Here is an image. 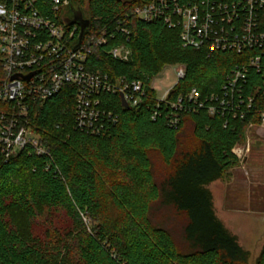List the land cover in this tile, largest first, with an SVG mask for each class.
Returning <instances> with one entry per match:
<instances>
[{
	"label": "trees",
	"instance_id": "16d2710c",
	"mask_svg": "<svg viewBox=\"0 0 264 264\" xmlns=\"http://www.w3.org/2000/svg\"><path fill=\"white\" fill-rule=\"evenodd\" d=\"M50 1L35 0L37 9L50 13ZM73 1L91 22L84 41L100 31L109 39L115 34L106 46L92 48L87 70L141 80L147 96L139 107L125 110L119 95H102V107L118 114L119 122L101 136L76 128L73 86L34 106L30 125L50 156L24 151L5 163L0 153V264H249L250 253L217 215L212 186L239 166L233 150L245 140L250 124H260L259 116H210L204 110L181 114L173 126L166 108L152 119L156 93L149 86L166 67L179 65L186 75L172 89L171 101L192 89L202 97L218 94L238 57L186 48L179 29L139 20L134 10L148 0ZM119 28L130 35L118 33ZM117 45L131 49L128 61L109 56ZM4 80L0 57V88ZM259 84L251 73L242 87L244 96ZM263 107L264 101L257 110ZM188 123L197 142L190 150L180 139ZM153 153L172 169L161 183ZM158 206L185 217L182 246L154 223ZM13 209L30 219L40 211L65 213L73 228L50 229L43 243L28 240L10 225ZM255 264H264V246Z\"/></svg>",
	"mask_w": 264,
	"mask_h": 264
},
{
	"label": "built area",
	"instance_id": "2783aa9c",
	"mask_svg": "<svg viewBox=\"0 0 264 264\" xmlns=\"http://www.w3.org/2000/svg\"><path fill=\"white\" fill-rule=\"evenodd\" d=\"M50 4L47 13L37 9L35 0L0 2V57L5 75L0 88V153L5 163L24 151L50 156L32 129L30 116L37 103L57 96L67 86L76 88V128L93 136L109 133L119 122L118 114L102 107V95H123L130 109L139 107L147 96L141 80L113 79L87 70L92 48L106 46L115 34L109 39L106 31H100L74 50L79 27L66 23L70 1L51 0ZM134 15L179 29L186 48L204 50L208 55L235 54L239 59L218 94L202 97L192 89L171 101L174 87L161 96L152 80L149 86L156 93L152 119L166 108L172 115L171 125L178 126L181 114L205 110L210 116L241 119L257 114L264 125V107L257 110L258 103L264 101V0H148L135 8ZM118 33L130 35L125 28H119ZM108 54L123 62L131 58L132 51L117 45ZM251 73L257 74L260 84L244 96L242 87ZM185 75L183 66L176 69V84ZM233 153L238 156L235 150Z\"/></svg>",
	"mask_w": 264,
	"mask_h": 264
},
{
	"label": "rangeland",
	"instance_id": "374dc122",
	"mask_svg": "<svg viewBox=\"0 0 264 264\" xmlns=\"http://www.w3.org/2000/svg\"><path fill=\"white\" fill-rule=\"evenodd\" d=\"M67 16L73 18L70 10ZM85 17L86 13H85ZM89 40V39H88ZM182 66L166 67L153 79L152 86L158 95L177 83L176 69ZM185 149L197 144L193 137V126L188 123L180 136ZM234 150L240 159L237 168L228 171L225 177L212 186L216 212L227 229L234 234L240 245L250 253L249 264H255L264 246V125H254L246 131L243 142ZM154 174L158 183L172 172L157 153L152 154ZM154 223L166 228L179 246L183 245L182 230L186 224L184 216L173 209L158 206L152 213ZM10 225L28 239L46 242L50 229L66 232L73 228L72 221L65 215L52 211H40L30 219L22 211L13 209L9 215ZM88 225V221H86Z\"/></svg>",
	"mask_w": 264,
	"mask_h": 264
},
{
	"label": "water",
	"instance_id": "95a60500",
	"mask_svg": "<svg viewBox=\"0 0 264 264\" xmlns=\"http://www.w3.org/2000/svg\"><path fill=\"white\" fill-rule=\"evenodd\" d=\"M70 1V6L69 9L73 15L72 19H67L66 23L69 24L70 26L73 25H78L79 29H80V33H79V38H78V44L76 45V47L74 48V50H77L81 44L84 41L86 32L89 30L90 28V20L86 19L84 16V12L81 10V8L76 5L74 3L73 0H69ZM26 79H29L28 77H26ZM121 97V102H122V106L125 110H129L130 107L127 104L126 100L124 99L123 95L120 96Z\"/></svg>",
	"mask_w": 264,
	"mask_h": 264
}]
</instances>
